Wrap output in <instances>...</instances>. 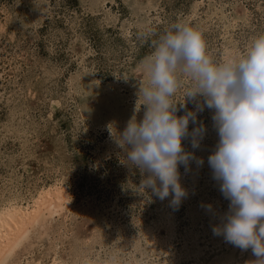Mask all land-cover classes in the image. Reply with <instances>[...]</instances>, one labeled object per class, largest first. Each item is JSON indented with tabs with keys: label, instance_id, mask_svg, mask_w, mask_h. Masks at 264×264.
<instances>
[{
	"label": "rangeland",
	"instance_id": "obj_1",
	"mask_svg": "<svg viewBox=\"0 0 264 264\" xmlns=\"http://www.w3.org/2000/svg\"><path fill=\"white\" fill-rule=\"evenodd\" d=\"M177 22L198 27L208 54L227 60L264 34V0H0V202L14 195L29 200L59 179L72 196L66 226L57 221L43 239L33 236L30 258L48 263L58 255L65 264L256 259L212 231L229 205L207 162L219 139L213 110L199 113L206 126L200 146L184 141L204 163L181 165L188 194L178 207L171 196L148 202L137 191L141 173L123 163L109 137V123L123 130L133 115L142 119L138 91L148 80L142 61ZM187 86L174 98L177 115L194 107L192 101L181 106ZM151 235L168 244L153 247Z\"/></svg>",
	"mask_w": 264,
	"mask_h": 264
},
{
	"label": "clouds",
	"instance_id": "obj_2",
	"mask_svg": "<svg viewBox=\"0 0 264 264\" xmlns=\"http://www.w3.org/2000/svg\"><path fill=\"white\" fill-rule=\"evenodd\" d=\"M142 66L148 77L138 91L142 119L133 115L123 130L107 125L123 163L142 175L137 191L148 202L171 196L172 206L181 204L188 194L181 165L187 170L192 161L204 163L185 150L184 141L190 138L193 149L200 146L206 126L199 113L213 110L219 139L207 162L229 205L212 231L241 250L251 249L256 259L249 264H264V34L243 55L215 60L203 32L177 22L153 42ZM185 81L181 106L192 101L194 107L177 115L174 98ZM205 207L213 211L211 204Z\"/></svg>",
	"mask_w": 264,
	"mask_h": 264
},
{
	"label": "bare ground",
	"instance_id": "obj_3",
	"mask_svg": "<svg viewBox=\"0 0 264 264\" xmlns=\"http://www.w3.org/2000/svg\"><path fill=\"white\" fill-rule=\"evenodd\" d=\"M194 180H191V183H194ZM184 182L187 181L184 179L182 183ZM71 199V192L60 179L51 185L42 186L29 200L19 195L3 199L0 202V264H65L58 255H53L54 257L48 263H44L41 257L30 258L27 252L34 244L33 236L38 240L43 239L49 229L54 228L57 221L62 222V227L66 226L65 221L69 219L68 212L72 205ZM171 224L172 221H170L172 227ZM93 236L84 242L94 240ZM149 241L153 247L158 244H168V240H163L156 235H151ZM18 251L23 252L21 256L25 257V260L18 256Z\"/></svg>",
	"mask_w": 264,
	"mask_h": 264
}]
</instances>
